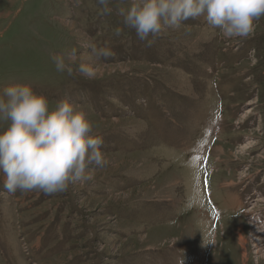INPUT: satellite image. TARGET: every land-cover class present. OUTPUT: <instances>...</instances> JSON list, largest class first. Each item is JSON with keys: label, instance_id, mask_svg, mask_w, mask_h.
Instances as JSON below:
<instances>
[{"label": "rangeland", "instance_id": "374dc122", "mask_svg": "<svg viewBox=\"0 0 264 264\" xmlns=\"http://www.w3.org/2000/svg\"><path fill=\"white\" fill-rule=\"evenodd\" d=\"M117 4L0 0V96L79 105L107 161L55 196L10 195L0 173V264H264V18L246 40L201 17L147 47ZM72 50L93 80L55 70Z\"/></svg>", "mask_w": 264, "mask_h": 264}, {"label": "clouds", "instance_id": "9594fccd", "mask_svg": "<svg viewBox=\"0 0 264 264\" xmlns=\"http://www.w3.org/2000/svg\"><path fill=\"white\" fill-rule=\"evenodd\" d=\"M111 0H98L102 15H110ZM117 11L125 28L133 30L140 42L152 47L167 30L179 31L184 22L203 17L226 39H248L254 24L264 18V0H118ZM117 37L122 35L115 30ZM149 37H152L150 40ZM95 61L114 57L106 46L89 44ZM86 53L85 55H88ZM59 73L93 80L90 61L72 50L52 55ZM0 173L3 187L10 194H64L70 184H88L94 176L87 170L103 168L107 161L101 151L103 140L94 132L79 105L61 99L50 103L28 86H13L0 96Z\"/></svg>", "mask_w": 264, "mask_h": 264}, {"label": "bare ground", "instance_id": "6f19581e", "mask_svg": "<svg viewBox=\"0 0 264 264\" xmlns=\"http://www.w3.org/2000/svg\"><path fill=\"white\" fill-rule=\"evenodd\" d=\"M36 40V39H35ZM47 57V56H46ZM160 195V194H159ZM253 235H257L256 233H254Z\"/></svg>", "mask_w": 264, "mask_h": 264}]
</instances>
